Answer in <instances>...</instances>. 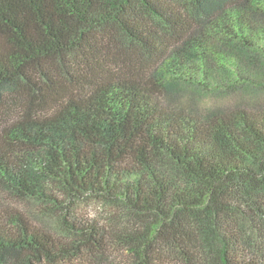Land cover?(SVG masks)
I'll return each instance as SVG.
<instances>
[{
  "label": "trees",
  "instance_id": "trees-1",
  "mask_svg": "<svg viewBox=\"0 0 264 264\" xmlns=\"http://www.w3.org/2000/svg\"><path fill=\"white\" fill-rule=\"evenodd\" d=\"M191 22L264 59V0H0V90L21 92L19 116L0 133V182L27 200L61 205L58 188L69 202L122 204L141 223L119 232L130 264H165L174 252L187 264H261L247 253L264 235V110L201 118L167 109L161 81L106 64L105 45L118 36L172 62L167 35L185 42ZM185 54L202 59L197 47ZM173 67L194 84L195 74ZM11 222L0 221V264L104 255L113 237L84 219H64L77 238L69 243L20 213Z\"/></svg>",
  "mask_w": 264,
  "mask_h": 264
},
{
  "label": "rangeland",
  "instance_id": "rangeland-1",
  "mask_svg": "<svg viewBox=\"0 0 264 264\" xmlns=\"http://www.w3.org/2000/svg\"><path fill=\"white\" fill-rule=\"evenodd\" d=\"M191 22L192 30L189 39L178 42L177 37L167 35L171 48L169 57L172 62L163 63L147 59L136 47L120 38L114 44H106L105 60L108 69L117 76L132 77L136 80L155 84L161 81L163 88L156 95L159 104L167 109L190 113L201 118L218 111L230 113L245 108L248 110H264V59L254 53H246L237 41H222V38L208 27ZM197 47L201 58H193L185 54L189 47ZM257 49V48H256ZM217 51L224 55L225 65L212 55ZM260 52H263L259 50ZM186 61H183V60ZM77 62V61H76ZM89 62V60H88ZM94 66L93 58L90 62ZM180 68L185 73L194 75V84L187 83L181 73L171 74L169 65ZM189 66L186 71L185 65ZM172 66V65H171ZM79 67V75L83 74ZM167 67V68H166ZM98 68L95 67V71ZM72 72V70H71ZM73 75L76 73L72 72ZM86 76V74H83ZM38 77V76H37ZM68 87H74L69 76H57ZM77 77V76H75ZM45 90L49 83L40 80ZM202 83V84H201ZM19 90L1 91L0 133L5 125L15 123L20 113ZM1 136V134H0ZM58 188H53V195L61 202H41L23 199L18 193L0 182V221L4 227H14L12 216L22 214L29 223L42 229L56 240L69 243L77 239L66 230L64 219L72 222L84 219L99 224L113 235L112 240L104 241L107 245L104 255L86 253L67 258L58 264H130L132 260L128 248L120 241V231L140 229L141 223L132 216L122 204L109 203L102 199L87 197L84 200L68 201ZM70 211H67V210ZM255 247L248 249V257L254 262L264 264V235L254 236ZM174 252L165 264H187ZM48 264V263H44Z\"/></svg>",
  "mask_w": 264,
  "mask_h": 264
}]
</instances>
